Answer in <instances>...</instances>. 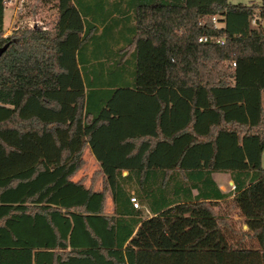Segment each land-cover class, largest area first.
<instances>
[{"label":"trees","instance_id":"obj_1","mask_svg":"<svg viewBox=\"0 0 264 264\" xmlns=\"http://www.w3.org/2000/svg\"><path fill=\"white\" fill-rule=\"evenodd\" d=\"M5 1L0 264H264V80L239 78L264 0H50L7 35Z\"/></svg>","mask_w":264,"mask_h":264},{"label":"rangeland","instance_id":"obj_2","mask_svg":"<svg viewBox=\"0 0 264 264\" xmlns=\"http://www.w3.org/2000/svg\"><path fill=\"white\" fill-rule=\"evenodd\" d=\"M227 1L232 4L253 3L256 5H259L261 3V0H227ZM54 15H55V9L53 7V2L50 0H9V2L5 5V10H4V32L7 35L12 29V26L14 24L24 25V24L31 23L33 26L35 25V26L41 27L46 23L47 20L53 19ZM260 60H264V59H259V58L258 59H247V62L256 63V62H259ZM242 62L243 60L237 61L238 69L242 67L241 66ZM250 72L251 71L245 72L246 76ZM249 79H251L249 81L255 82L257 79L264 80V76H261V74L257 75L256 73L254 76H250ZM261 84H264V83H261ZM83 158H84V165L82 166L80 170H78L75 173V175L73 176V179L76 180L79 178H83L84 183L87 185L93 173L98 170V164L91 157V154L89 153L88 148L84 150ZM262 167L264 168V151L262 153ZM214 178L215 180H218L219 182L224 184L222 188L224 191H229L233 189V184L230 183L231 180L228 175L224 173H216L214 175ZM99 180H100V176H98V178L96 179V182H95L96 188L99 187ZM139 207H140V204H139Z\"/></svg>","mask_w":264,"mask_h":264},{"label":"crops","instance_id":"obj_3","mask_svg":"<svg viewBox=\"0 0 264 264\" xmlns=\"http://www.w3.org/2000/svg\"><path fill=\"white\" fill-rule=\"evenodd\" d=\"M50 20H47L46 21V23L47 22H49ZM46 23L44 24V25H46ZM43 25V26H44ZM9 32V31H8ZM10 33V32H9ZM8 33V34H9ZM6 35V34H5ZM248 71H251L250 73H251V75H250V73H248V75L246 76V73L245 72H248ZM257 73V75H260L261 74V76H264V60H260L259 62H256V63H249V62H245V64H244V70H242V72H240L239 73V78H241L242 80H245L246 78L249 80V78H250V76H254L255 74ZM246 79V80H247ZM242 83V82H241ZM243 84H245V83H242V85ZM88 148V147H87ZM86 149V148H85ZM88 150H89V153L91 154V157L95 160V162L98 164V168H99V162L95 159V157L93 156V154H92V152H91V150L88 148ZM122 174L123 175H125L126 174V172L125 171H123L122 172ZM216 173H213L212 174V177H213V179L215 180V178H214V175H215ZM225 174V173H224ZM226 175H228V174H226ZM229 176V175H228ZM101 179V178H100ZM215 182L218 184V186H219V188L222 190V191H224L222 188H223V185L224 184H222L221 182H219L218 180H215ZM230 183H232V181H230ZM88 185V184H87ZM99 187H100V180H99ZM98 187V188H99ZM131 194L133 193V190H131V192H130ZM112 211H113V205H112V201H111V195L110 194H108L107 195V199H106V212L108 213V214H111L112 213ZM150 215V214H149Z\"/></svg>","mask_w":264,"mask_h":264},{"label":"built area","instance_id":"obj_4","mask_svg":"<svg viewBox=\"0 0 264 264\" xmlns=\"http://www.w3.org/2000/svg\"><path fill=\"white\" fill-rule=\"evenodd\" d=\"M8 2H9V0L5 1V5H6ZM213 21L215 22V19H214ZM21 25H23V24H21ZM24 25L28 26L29 28L38 27V26H35V25L33 26L31 23L24 24ZM210 39H211V38H210ZM206 40H207L206 37L199 38V41H206ZM216 41H217V42H221V41H219V40H216ZM233 65H235V64L233 63ZM130 202L132 203L133 207H135V208H138V207H139V202H138V200L136 199L135 196H133V195L130 196Z\"/></svg>","mask_w":264,"mask_h":264}]
</instances>
